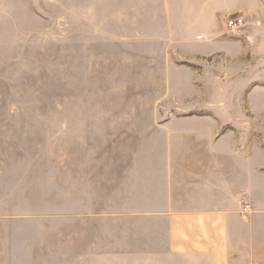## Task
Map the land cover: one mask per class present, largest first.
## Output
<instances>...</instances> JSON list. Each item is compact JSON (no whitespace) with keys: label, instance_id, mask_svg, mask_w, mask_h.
Returning a JSON list of instances; mask_svg holds the SVG:
<instances>
[{"label":"rangeland","instance_id":"1","mask_svg":"<svg viewBox=\"0 0 264 264\" xmlns=\"http://www.w3.org/2000/svg\"><path fill=\"white\" fill-rule=\"evenodd\" d=\"M157 11L161 0H0V264H146L154 223L139 213L154 194L122 157L155 150L161 121L228 120L222 132L264 147V0H246L231 56L181 63L188 83L169 78L177 49ZM142 162L151 190L154 161Z\"/></svg>","mask_w":264,"mask_h":264},{"label":"crops","instance_id":"2","mask_svg":"<svg viewBox=\"0 0 264 264\" xmlns=\"http://www.w3.org/2000/svg\"><path fill=\"white\" fill-rule=\"evenodd\" d=\"M245 4L246 0H161L157 14L164 16L166 30L172 33L170 47L177 49L169 78L188 83L190 76H184L188 71L181 63L213 54L231 56L240 48L242 41L227 35L233 31L228 20L237 13L242 17ZM256 8L254 14L259 13ZM227 122L211 116L169 118L160 122L162 134L154 135L155 150L122 157L140 161L139 191L145 198L154 194L140 204L145 208L139 218L154 223L153 241L145 237L139 246L144 263L264 264V147L252 135L222 132ZM238 123L242 127L245 122ZM146 160L154 161L151 190L146 188L152 180L150 168L142 162ZM243 198L252 207L248 215L242 213ZM79 255L96 253H75V262Z\"/></svg>","mask_w":264,"mask_h":264},{"label":"built area","instance_id":"3","mask_svg":"<svg viewBox=\"0 0 264 264\" xmlns=\"http://www.w3.org/2000/svg\"><path fill=\"white\" fill-rule=\"evenodd\" d=\"M244 25V19L241 16L232 17L228 20V26L233 30H239ZM242 213L248 215L252 211V207L244 198L241 200Z\"/></svg>","mask_w":264,"mask_h":264}]
</instances>
